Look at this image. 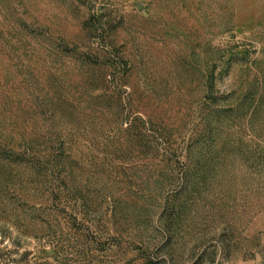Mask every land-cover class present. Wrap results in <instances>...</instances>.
Wrapping results in <instances>:
<instances>
[{"label":"rangeland","instance_id":"374dc122","mask_svg":"<svg viewBox=\"0 0 264 264\" xmlns=\"http://www.w3.org/2000/svg\"><path fill=\"white\" fill-rule=\"evenodd\" d=\"M0 264H264V0H0Z\"/></svg>","mask_w":264,"mask_h":264}]
</instances>
